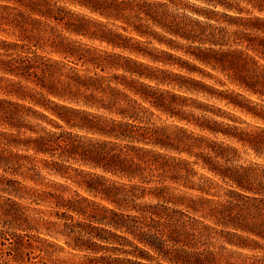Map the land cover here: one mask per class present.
<instances>
[{
  "label": "clouds",
  "instance_id": "obj_1",
  "mask_svg": "<svg viewBox=\"0 0 264 264\" xmlns=\"http://www.w3.org/2000/svg\"><path fill=\"white\" fill-rule=\"evenodd\" d=\"M0 264H264V0H0Z\"/></svg>",
  "mask_w": 264,
  "mask_h": 264
}]
</instances>
